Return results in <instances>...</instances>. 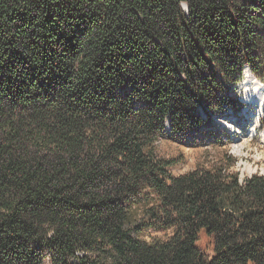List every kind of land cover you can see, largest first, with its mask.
<instances>
[{"label": "trees", "instance_id": "1", "mask_svg": "<svg viewBox=\"0 0 264 264\" xmlns=\"http://www.w3.org/2000/svg\"><path fill=\"white\" fill-rule=\"evenodd\" d=\"M263 56L264 0H0V264H264V173L160 150Z\"/></svg>", "mask_w": 264, "mask_h": 264}, {"label": "rangeland", "instance_id": "2", "mask_svg": "<svg viewBox=\"0 0 264 264\" xmlns=\"http://www.w3.org/2000/svg\"><path fill=\"white\" fill-rule=\"evenodd\" d=\"M255 77L261 79L257 75ZM244 93L245 89L242 88H232L229 91L238 101ZM240 104L239 112L227 109L211 121L205 119L206 124L198 132L187 137L171 135L160 144L162 154L181 160L171 168L173 174L185 173L200 164H210L227 153L238 159L235 170H240L242 174L264 173V117L261 118L257 131L252 133L254 118L243 114L241 110L246 105ZM256 108L259 109V106Z\"/></svg>", "mask_w": 264, "mask_h": 264}, {"label": "bare ground", "instance_id": "3", "mask_svg": "<svg viewBox=\"0 0 264 264\" xmlns=\"http://www.w3.org/2000/svg\"><path fill=\"white\" fill-rule=\"evenodd\" d=\"M233 88L245 89V93L242 95V97L239 98L240 103L246 105L244 111L250 110L251 108H254L257 105L259 106L260 113L264 111V77L261 82V79H257L254 76L251 68L248 65H246L244 69V75L241 81L234 84ZM263 117L264 115L262 117H257L253 119V125L251 129L252 133L256 132L257 126L261 122V118Z\"/></svg>", "mask_w": 264, "mask_h": 264}, {"label": "built area", "instance_id": "4", "mask_svg": "<svg viewBox=\"0 0 264 264\" xmlns=\"http://www.w3.org/2000/svg\"><path fill=\"white\" fill-rule=\"evenodd\" d=\"M263 78H261V82H262ZM261 84V83H260Z\"/></svg>", "mask_w": 264, "mask_h": 264}]
</instances>
